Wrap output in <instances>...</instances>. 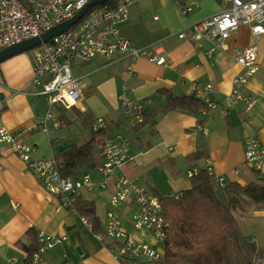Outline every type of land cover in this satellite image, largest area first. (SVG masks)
Returning <instances> with one entry per match:
<instances>
[{
    "label": "crops",
    "instance_id": "obj_1",
    "mask_svg": "<svg viewBox=\"0 0 264 264\" xmlns=\"http://www.w3.org/2000/svg\"><path fill=\"white\" fill-rule=\"evenodd\" d=\"M185 7L194 10L184 14ZM228 7L227 0L136 2L128 20L120 25L121 33L139 49L160 43L167 64L157 66L145 60L131 64L118 56L75 63L73 75L84 99L79 107L57 109L59 129L51 125L49 131L34 129L45 116L48 103L33 84L30 51L6 60L0 65V96L7 99L3 113L7 129L11 133L22 132L35 147L34 156L40 159H56L68 147L59 133L65 122L80 124L82 135L76 145L92 138V129L100 119L106 123L103 132L107 139L122 137L130 142L133 159L121 172L108 178L91 173L94 181L105 182L107 188L80 193L81 199L94 204L102 225L115 192V181L121 174L138 179L160 197H170L190 190L189 172L195 167L205 168L204 160L209 158L213 174L224 177L227 185H264V164L258 173L252 171L246 165L244 147L247 138L258 139L264 147V36L258 43L259 70L244 87V93L259 99L249 109L243 102L232 107H227L226 102L233 80L242 70L236 51L256 42L250 28L241 27L215 51L209 41L192 38L194 24L221 14ZM181 34L186 37L180 39ZM193 84L200 88L212 85L209 97L214 109L196 114L183 110L158 114L152 125L140 131L120 110L119 94L124 87L135 101L150 100L148 108L155 109L166 104L160 91L189 97L193 96ZM192 155H201V159L191 161ZM100 161L99 155L98 164ZM0 166V264H28V253L19 243L30 244L29 230H34L37 237L42 233L62 238L42 252L39 264H122L109 248L112 241L102 240L77 215L60 208L58 199L26 171L24 162L5 145H0ZM225 193L223 189L219 195ZM135 210L132 204L123 208L121 229L163 253V245L151 233L134 228ZM234 214L239 223L241 252L250 263L264 264V210L245 206ZM242 238L247 240L242 242Z\"/></svg>",
    "mask_w": 264,
    "mask_h": 264
},
{
    "label": "built area",
    "instance_id": "obj_2",
    "mask_svg": "<svg viewBox=\"0 0 264 264\" xmlns=\"http://www.w3.org/2000/svg\"><path fill=\"white\" fill-rule=\"evenodd\" d=\"M91 0H0V51L23 41L39 37L53 27L72 19ZM141 0H117L116 7L107 4L92 8L76 25L63 34L42 42L30 50L32 57L33 84L39 88V95L47 98L48 110L34 129L49 131L60 128L56 111L59 107L73 109L79 107L84 99L79 81L73 75L75 63H87L97 57L110 59L120 57L131 64L145 60L157 66H165L166 53L160 43L148 49H139L126 39L120 25L128 20L131 7ZM229 7L223 13L197 22L193 26L192 38L196 41L206 40L213 44L212 51L221 48L241 27H248L256 41L249 48L238 49L236 59L242 70L233 80V89L226 105L232 107L243 102L247 109L259 99L244 93V87L259 70V41L264 36V0H227ZM192 7L183 8L184 14L193 12ZM185 34L179 36L184 39ZM129 73L132 68L129 67ZM193 96L203 101L209 109H214L209 97L212 85L203 88L192 86ZM6 98L0 96V145L7 146L11 153L24 162L26 171L51 195L55 196L60 208L77 215L81 223L89 227L88 221L78 215L75 200L82 190L97 191L107 188L102 181H94L91 174L78 179L65 177L60 173L59 162L55 158L40 159L34 156L35 147L29 144L22 132L11 133L4 121L3 113ZM120 110L135 124L141 123L144 111L151 105L150 100L135 101L124 87L119 94ZM103 120L93 127L92 131H105ZM246 165L259 172L264 164V147L255 138L244 142ZM101 161L97 173L108 178L121 172L133 159L130 153V142L126 138L107 139L101 150ZM205 169L214 176L220 189H226L224 177H216L211 169L209 158L204 160ZM1 170V166H0ZM198 169L189 172L192 177ZM128 204L136 208L132 218L136 230L151 233L163 245L166 233L171 227L162 197L146 189L136 178L120 175L115 181V192L108 202L103 228L106 237L112 241L110 250L119 257L127 256L131 264L158 261L163 253L152 246L136 241L120 227L122 210ZM91 229V228H90ZM102 240L103 237L99 236ZM39 250L28 264H39L41 254L62 241V238L38 235ZM120 246V247H119ZM16 262V259H12Z\"/></svg>",
    "mask_w": 264,
    "mask_h": 264
},
{
    "label": "trees",
    "instance_id": "obj_3",
    "mask_svg": "<svg viewBox=\"0 0 264 264\" xmlns=\"http://www.w3.org/2000/svg\"><path fill=\"white\" fill-rule=\"evenodd\" d=\"M117 0L106 3L115 8ZM166 104L155 109L147 108L141 123L134 125L140 131L153 124L158 114L183 110L196 114L207 111V105L194 96L175 97L170 91H160ZM107 138L103 131H92V138L83 145L72 144L57 156L60 173L65 177L78 179L97 171L98 156ZM191 161H198L201 155H192ZM198 173L192 177L191 189L170 197H162L171 227L163 243V256L152 264H252L240 250L239 223L235 210L253 204L256 210H264V185H228L226 193L220 189L214 176L205 168L195 167ZM191 170V171H192ZM253 171V170H252ZM255 173H258L254 171ZM264 182V181H261ZM251 201V202H250ZM78 215L87 219L92 232L109 240L96 214L92 202L75 200ZM30 244L19 243L28 253V263L39 250L38 237L34 230L27 232ZM247 239L242 238V242ZM112 245V242H110ZM120 247V246H119ZM122 264H131L129 257H119Z\"/></svg>",
    "mask_w": 264,
    "mask_h": 264
},
{
    "label": "water",
    "instance_id": "obj_4",
    "mask_svg": "<svg viewBox=\"0 0 264 264\" xmlns=\"http://www.w3.org/2000/svg\"><path fill=\"white\" fill-rule=\"evenodd\" d=\"M110 1L114 0H91L79 13H77L72 19L61 23L49 31L43 33L39 37H35L26 41H23L22 43L13 45L11 47H8L4 50L0 51V65L4 63L6 60L29 52L33 48L39 46L42 42H47L51 40L54 37H57L67 30H69L71 27L76 25L92 8L100 5H104Z\"/></svg>",
    "mask_w": 264,
    "mask_h": 264
},
{
    "label": "rangeland",
    "instance_id": "obj_5",
    "mask_svg": "<svg viewBox=\"0 0 264 264\" xmlns=\"http://www.w3.org/2000/svg\"><path fill=\"white\" fill-rule=\"evenodd\" d=\"M62 124L63 126L60 129L59 133L65 138L66 145L69 146L71 144H74L75 142H80L81 135H82L80 124L75 123V122H72V123L65 122ZM249 207H252L255 210V206L253 204H251ZM132 215H133V212H132Z\"/></svg>",
    "mask_w": 264,
    "mask_h": 264
}]
</instances>
